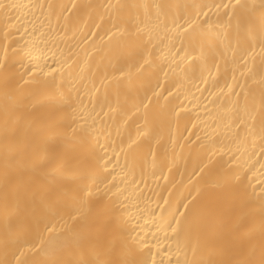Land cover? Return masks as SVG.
<instances>
[{
    "label": "bare ground",
    "instance_id": "1",
    "mask_svg": "<svg viewBox=\"0 0 264 264\" xmlns=\"http://www.w3.org/2000/svg\"><path fill=\"white\" fill-rule=\"evenodd\" d=\"M0 264H264V0H0Z\"/></svg>",
    "mask_w": 264,
    "mask_h": 264
}]
</instances>
